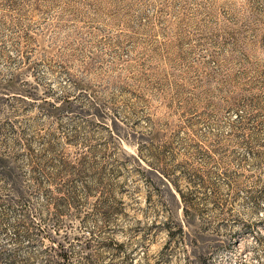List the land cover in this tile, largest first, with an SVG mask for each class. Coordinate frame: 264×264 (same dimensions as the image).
I'll return each instance as SVG.
<instances>
[{
    "label": "rangeland",
    "instance_id": "obj_1",
    "mask_svg": "<svg viewBox=\"0 0 264 264\" xmlns=\"http://www.w3.org/2000/svg\"><path fill=\"white\" fill-rule=\"evenodd\" d=\"M0 250L264 264V0H0Z\"/></svg>",
    "mask_w": 264,
    "mask_h": 264
},
{
    "label": "trees",
    "instance_id": "obj_2",
    "mask_svg": "<svg viewBox=\"0 0 264 264\" xmlns=\"http://www.w3.org/2000/svg\"><path fill=\"white\" fill-rule=\"evenodd\" d=\"M237 99V98H236ZM80 166H78L77 168L76 165L72 164L70 161L68 160H64L60 166V168L58 169L57 173H62V172H70L71 170L75 169L77 173H81L84 168H86V162H80L79 163ZM87 191L88 193H90L92 191L90 186H87ZM60 191H65L64 194H59V196L56 198V200L53 202L54 207H55V211L54 214L56 216L57 219V227L56 229H61V227H63L65 224L63 223V219L62 216L64 214L69 213V211L76 206L75 201H76V192L74 188H68V189H64V188H59ZM108 212L107 209L103 210V213L106 214ZM50 237L49 239H51L53 241V243H51L52 248H54L57 252V255L61 258V259H68L69 258V251L64 243L63 240H65L68 235H64L62 237V240L55 238L54 236H48ZM5 260V254L0 250V264H2V261Z\"/></svg>",
    "mask_w": 264,
    "mask_h": 264
}]
</instances>
